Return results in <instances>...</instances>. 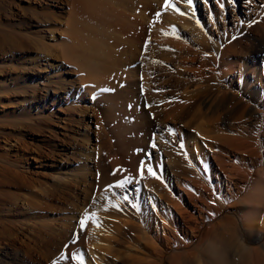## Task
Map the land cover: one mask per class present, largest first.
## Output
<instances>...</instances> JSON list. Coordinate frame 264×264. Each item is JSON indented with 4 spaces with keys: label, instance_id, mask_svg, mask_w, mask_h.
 I'll list each match as a JSON object with an SVG mask.
<instances>
[{
    "label": "bare ground",
    "instance_id": "6f19581e",
    "mask_svg": "<svg viewBox=\"0 0 264 264\" xmlns=\"http://www.w3.org/2000/svg\"><path fill=\"white\" fill-rule=\"evenodd\" d=\"M22 1L23 0H0V125L11 126L15 129V144L18 145L24 144L26 132L40 134L43 136V141H45L48 144V147H50L51 150L49 154L51 153L50 155L54 160L56 159V156H60L62 159L64 157L68 160V162L70 161V158L71 160L77 158L81 159L82 157L85 158V164H83L84 166L80 164V167L82 166L83 168H81V171H86L88 173L83 174L80 172L78 169L79 166L72 170L73 172H70L69 176H66V174L64 175L62 173L63 170L60 168L51 169L56 170L57 173L55 172L56 175L50 176L52 178L46 182V184L50 183L54 189L58 191L60 190L65 195L68 190L70 193L68 194V198H70L69 196H73L75 198L80 197L84 192L86 193V191H89V188L91 187L87 188V185L89 184L88 176L90 175L92 168H94L92 167L94 165L91 164V166L88 161H90L93 154H95L93 153V147L91 148V123H94L99 130L101 128L104 129L105 127L113 138L116 137L119 139L115 143L117 152L115 156L112 157L110 162L112 167L115 168L119 166L118 168H125V170H128L139 178V181L136 184L133 183L132 188L128 187L129 192L127 191L130 194H136L134 196L137 201L136 204L129 203L128 200L125 201V199H122L125 197H118L121 189L116 186L107 187L105 189L103 192L104 198L102 197L103 199L101 200L104 204L102 202V204H99L100 209L98 208L97 212H99V214L101 213V215L107 219L104 220L101 216L95 219L109 224L111 229L110 231L107 230L108 232L106 231L108 233L107 235L104 231L106 229H103L98 221L96 224L99 226L94 224L91 229L89 228V237L91 242L90 244L87 243V245L90 246L86 250V253L91 254L92 257L94 256L93 259H97L95 258L96 249L98 246L103 245L106 240H112L113 237H117V235L119 236L121 233L124 234V231H127V233L130 231H134L135 233H144L145 229L151 230L152 228H158L166 220L170 221L174 228L173 231L171 230L172 232L166 234L164 237H160L167 243L168 247L166 246V249L189 247L192 243L193 237H195L189 235V232L191 231L195 234L196 232H200L202 226L207 221L213 220L221 214L223 209H217L218 207L215 206V204L218 206L222 204L224 205L223 202L226 196L225 191L230 193L232 187L236 186V183L232 181L233 179L231 178L232 180H230V177L228 176L230 171L227 167L228 162L224 155V149H236L241 151L242 149L249 147L248 141L249 139L251 140V138L249 137L247 138L248 140H243V136H241V134L244 135L243 133H238V135L234 137L229 135L217 136L216 133H214L216 136L209 137L211 144L217 145L219 143L221 146L217 152H214V149L212 150L209 147L210 152L213 153L212 157L216 167L213 163H210V166H207V172L205 169L207 167L204 168V161H201V157L197 154V159L203 162V164H201L203 166L202 175L203 172L206 173L204 174V180L203 177H201L203 182L194 180L195 178L192 179L191 177V180L188 179L184 185L177 182L180 191L177 192L173 190L171 181L169 180V171L175 169L172 163L177 161L175 160L172 162L174 158L171 161L169 159L170 157L167 159V153L164 148L160 151L155 149L147 150L149 156L153 155L155 151L159 152L156 153V163L158 164L157 166L161 172L159 171L158 174L153 175L152 172L154 171H148L153 164L150 159L145 162L141 160V165H139L140 159L145 157L144 154L146 152V144L155 130V121L151 119L152 113L145 111L136 97V86L138 85V81L132 80L129 76L118 78H110L108 76L111 73L118 71L122 72L120 69L124 68L125 60L137 47L142 45L143 42L141 35L133 31V28H135L137 24L134 21V15L137 16L141 14L140 12L147 0H27L32 2V4H30L26 10L35 14L39 20L32 21L23 17L17 22V17L25 11ZM208 1L212 2L214 9L216 12L219 11V14L222 12L225 5H230L232 3V0H193L191 6H188L187 4L184 7L182 6L183 11L187 14L184 16L185 19H183V21L180 16L181 23L179 21L180 25L178 26L180 36H192L193 33L199 34L201 32L195 5L204 3V6L207 9ZM146 5H148V3ZM169 10L172 13H177L175 10L169 8L168 12H166L170 13L169 15H171ZM25 13L27 12L25 11ZM245 17H247V15ZM177 19L176 21H178ZM173 21H175V19ZM241 21L244 23V20ZM173 25L175 26L172 27L174 31L167 26L168 29L173 32L171 35L172 37L175 34L174 32H177V25ZM173 25L171 24L170 26ZM16 26H26L24 28L25 33L20 35L17 32H14ZM185 30L189 32H185ZM203 32L205 31L203 30ZM203 32L201 33L203 34ZM201 36L203 35H200V37ZM204 38L207 37L205 36ZM204 38L203 42L207 40L206 43L204 42L205 44L211 42ZM246 38L251 43L250 46L252 45V47L249 46V54L242 59H239L234 54L235 56L233 57H237L236 61L231 59L224 60L220 65L215 62L213 66H209L208 64H199V70H195L197 71V74H194L196 72H192V74L188 71H186L187 74L182 73L183 69L176 71L177 73H174V71L173 73H169V78H171V81L169 82H172L174 80L173 77H176V81L179 82L181 89L183 90V98L191 99V103L184 107V113L182 112L183 114L190 112L197 104L199 106L205 105L204 97L200 96V91L205 88L201 86L200 83L203 84V81L206 79L213 81L220 79V75H222V71H220L221 65L224 68L233 63L240 64L241 73L238 82L240 88L247 86L249 83V80L247 81V79L243 78L244 73L252 70V74L255 75V67L257 64H262V68L264 69V38L262 37V40V38L253 36L248 32L246 33ZM253 40L261 43L263 50L260 51L255 49L254 47L256 46L253 44ZM170 41L171 40L168 42ZM171 43L167 44L166 42L165 45H167L168 49H170L172 53V58L168 57L170 60L169 65L174 66L177 64V60L179 61V59H177L176 55V57H174V53L176 54L177 51L174 49V43ZM204 43L201 44L203 45ZM213 43H211V45L216 46ZM150 45L152 46L151 43ZM174 45L177 46V44ZM30 50L34 51L33 55L16 58L17 54L30 53ZM158 50H161V48ZM7 56H10L9 61L11 64L14 61H19L16 68L13 69L16 72V79L11 81L13 84H7L10 79L2 78V74L6 73L4 58ZM29 63L31 64V67L26 66ZM165 65L161 66L163 67L161 69L170 72L171 69L168 68L169 65L168 67ZM178 66L179 64L175 67ZM187 66L189 65L187 64L186 67ZM186 67L184 64L183 68L186 69ZM231 69L232 68L229 70L227 69V73L232 72ZM23 71H26V73H34V75H23ZM223 74H225L224 71ZM261 74L263 75L264 73ZM219 85L221 88L217 89L216 87L217 90H215L216 93L214 94L218 96V102L213 100L212 103H208V109L218 115L217 120L227 118L226 115L229 112H226L225 110L228 101L242 103L236 95L224 90L227 82H219ZM142 86L143 92L150 93L148 86L146 87L145 84ZM261 86L258 90L253 89L252 92L250 91L249 93H251L253 97H261L260 100L262 101L261 103H263L264 86L263 88ZM233 113H235L234 110L231 113L232 117L235 116ZM215 123L217 122L215 121ZM202 129L204 131L205 128ZM61 133H63L62 137ZM13 134H7L4 130L1 131V135H4L6 138L11 135L13 136ZM60 137L62 138L60 140H62L64 148L54 145ZM201 139L203 140V137H201ZM254 144L256 145L257 143ZM156 147V144H154L153 148ZM96 151L98 152V149ZM248 153L250 155L248 156L249 158L253 157L254 153L252 154L250 151ZM248 153L246 151V154ZM96 156H98V154ZM164 158L166 161L163 160ZM0 161L10 167V169L0 171V197H5L13 201L12 205L15 208L11 211H21L24 213V216L26 217L24 218V222L27 223L26 225L28 226V230L35 234L32 235L33 237H45V239L49 242H53L52 239L56 240L59 238L58 236L56 239L53 238L54 229L52 228V225L46 224L44 221L42 222L41 217H34V212L37 210L36 207L38 204L31 201L29 202L28 199L25 198V202L17 203V200L14 198L15 195L11 192L9 193L5 191L8 188L7 186L11 185L6 184V182H11L13 180H16L20 187L24 188L27 186L26 183L28 181V177L24 175V171L21 169V164L23 163H21V158L16 157L14 160H11L6 154H4L0 156ZM187 166L196 172L197 169H195V166H191L190 163H188ZM23 167L25 168L28 166L23 165ZM141 168H143V172H141ZM27 169H30V166ZM179 173L181 172H178V175ZM196 173L198 174L199 172L197 171ZM223 174L225 175V178H223ZM184 175L186 176L187 173ZM193 175L195 176V174ZM199 176H201V174ZM206 177L207 182L205 180ZM211 177H214L217 180L215 185L208 181ZM198 178L199 177H197V179ZM225 179H228V182L227 180L225 181ZM256 190L259 191L258 188H253L249 196L253 194V192L256 195ZM43 191L45 190L43 189ZM263 191L262 194L260 193L261 191L257 193L259 195V202L257 203L262 204L264 202ZM32 195L35 194L32 193ZM121 195L124 196V192ZM231 196L235 197L233 192L231 193ZM66 198L64 197V199ZM126 198L130 199V201L132 199L129 196ZM108 212L110 214H108ZM17 216L20 217L18 221H23L22 215ZM259 216L258 208L250 214V217H247L246 221H248V227H251L252 225H263L264 221L261 220V217ZM3 220L7 221L8 224H4L2 232H0V264H18V261L21 260L20 257L23 255L20 252L21 246H19L20 243L18 244L19 240L17 241L14 237L15 232H17L16 223L8 218ZM159 220L162 222L161 224H159ZM162 225L164 226L165 224ZM71 227L72 232L68 230L67 232L63 230L66 234H64L65 232H61L62 239L60 241H63V243L68 242L69 240L74 242L77 239V236L79 235L77 231L78 227H74V225ZM165 233L163 232V234ZM143 236L144 235H142V237ZM48 241H46V243H48ZM105 244L106 246L102 247L107 248L108 244ZM96 246L97 248L95 249ZM106 251L108 250L104 251L106 254L104 252H99L103 255V259H98L96 261L93 260V262H87L86 264H105V256L110 259L113 257L107 255L110 249L108 252ZM111 255H113L112 252ZM23 257L24 261H27L25 260V256ZM31 257L32 256H30V258ZM116 259L117 258H115V260ZM21 261H23V258Z\"/></svg>",
    "mask_w": 264,
    "mask_h": 264
},
{
    "label": "rangeland",
    "instance_id": "374dc122",
    "mask_svg": "<svg viewBox=\"0 0 264 264\" xmlns=\"http://www.w3.org/2000/svg\"><path fill=\"white\" fill-rule=\"evenodd\" d=\"M26 1L27 0H23L22 5L24 6V10L27 13L23 11L17 17L16 21L18 22L23 17H25L27 20L38 21L39 19H37L35 14H32L31 12L26 10V8H28L29 5L32 4V2ZM173 2L177 3V7H179L181 11H183L182 6H186V3H182V0L181 2L173 0ZM147 3L148 5H146ZM164 4L165 0H147L145 1L142 11L140 12L141 14L139 13L140 15L137 16L134 15V21L137 24L136 27L133 28V31L141 35L143 43L141 42L142 45L136 48L137 51L135 49L125 60L124 68L120 69V71L122 72L118 71L115 72L116 74L111 73L108 76L110 78L129 76V78H131L132 80L138 81V85L136 86V97L141 103L142 108L145 111L152 113L151 119L155 121V130L153 131L151 138L146 144V152L144 154L145 157H142L140 159L139 165H141L142 161L145 162L146 160L150 159L153 163L151 169H153L152 171H154V173L156 171L155 175L158 174L159 171L161 172V170L157 166L158 164L156 163V153H159L157 151H160L164 148L167 153V159L170 157L169 159L171 161L174 158L172 162H174L175 160L177 161L175 163H172L175 168L173 169L175 173L173 170V172L171 170L169 171V180L171 181V186L173 190L177 192L180 191L177 182L181 185H184V183H186V181H188V179H190L191 177L192 179L195 178L194 180L203 182L204 174L206 173L203 172L202 175L203 166L201 164H203V162L201 161H204L205 163L204 168L210 166V163H213L216 167V164L212 157L213 153L210 152L209 147L212 150L214 149V152H217L218 149L221 148V146L219 143L217 145H212L209 137H214L216 135H229L234 137L238 135V133H243L244 135L241 134V136H243V140L249 137L251 138V140L249 139L248 141L249 147H246L241 151L236 149H224V155L228 162L227 167L230 171V174H227L230 177V180L233 179L232 181L236 183V186L232 187L230 193L225 191L226 196L223 202L225 206L223 204L219 206L215 204V206L218 207H216L217 209H223L222 213L215 217L213 220L207 221L202 226L200 232H196V234L198 233L197 235L194 232L190 231L189 235L195 237H193L191 245L187 248L166 249L168 245L164 241V239L160 237H164L166 234L172 232L174 228L170 221L166 220V223H162L159 220V224L162 223L165 225L163 226L161 224L158 228H152L151 230L145 229L144 233H135L134 231H130L127 233V231H124V234L121 233L122 236L117 235L118 238L113 237L112 240H106L103 245L98 246V248L97 246L95 247V249L97 248V251L95 250V258L97 259H93L94 256L92 257L91 254L86 253V250L90 246L87 245V243L90 244L91 242V239L89 237L90 229L94 224L97 225V221L98 223H100V226L103 227V229H106L104 230L105 232L107 230L110 231L111 229L109 224L104 223L103 221L96 220L99 216L103 217L104 220L107 219L106 217L102 216L101 213L99 214V212H97L98 208L100 209L99 204L101 202L104 204V202L101 200L104 198L103 192L105 191V189L109 186H116L120 181H124V187H118L121 189L118 197H125L122 199H125V201L128 200L129 203H137L134 197L136 194L128 193V187L132 188L133 183L136 184L139 181V178L128 170H125V168L122 169L121 166V168H118L119 166L115 168L112 167L110 163L112 157L115 156L117 152L115 143L119 139L116 137L113 138L105 127L104 129L101 128L99 130L94 123H91V148L93 147V153H95L96 155L98 154V156L93 154V156H95H92L91 160L88 161V163L90 165H94L91 166L94 167L96 171L94 168H92L90 175L88 176L89 184L87 185V188L91 186L89 188V191H86V193L84 192L80 197L75 198L73 196H69L70 198H68V194H70L68 190L66 191L65 195L60 190L58 191L54 189V187L51 186L50 183H47L48 185L46 184V182H48L52 178L50 176H54L57 173L56 170L51 169L60 168L61 170H63L62 173L64 175L66 174V176H69L70 172H73L72 170L76 169L77 166H79L78 169L80 170V172H82L83 174L88 173L86 171H81L82 166H84L83 164H85V158L82 157L81 159H73L75 161L71 160L70 158L71 162H68V160H66L64 157L62 159L60 158V156H56V159L54 160L50 155L51 153L49 154L51 150L50 147H48V144L43 141V136H41L40 134H36L34 132H26V139L24 141V144L18 145L15 144V129L11 126L0 125L1 131L4 130L7 134L14 133L13 136L11 135L10 137H8V139L4 135H1L0 131V156L6 154L11 160H14L16 157L21 158V163L23 162L22 164L20 163L21 169L22 171H24V175L28 177V181L26 183L27 186H25L24 188L20 187V185L17 184L18 182H16V180H13L11 182H6V184L11 185L7 186L8 188L5 191L14 194V198L15 200H17V203H23L25 202V199H28L29 202L31 201L38 204L36 207L37 210L34 212V217H41L42 222L44 221V223L52 225V228L54 229V236L52 235L53 238L56 239L57 236L60 238H57L59 240L52 239L53 242H49L47 239H45V237L42 236V238H35V236L33 237L32 235L35 234L32 231L28 230V226L26 225L27 223L24 222V218H26L24 216V213H22L21 211H11L15 208L12 205L13 201L5 197H0V232H2L4 224H8L7 221L3 219L8 218L9 220H12L16 223L17 232H15L14 237L17 239V241L19 240L18 244L20 243L19 246H21L20 252L23 256H25V260H27L24 261V257L21 256L20 258L21 260L23 258V261L19 260L18 264H81V259H79L80 257H82L83 259V264H86L87 262H93V260L96 261L98 259H103V255L99 252H104L105 250L109 251V249L110 253L106 251L108 252L107 255L113 256L114 258L111 257L110 259L105 256V264H264V224L252 225L251 227H248V221H246L247 217H250V214H252V212L258 208L260 215L259 217H261V220L264 221V202L262 204L257 203L259 202V195L257 193L261 191L260 193L262 194V191L264 189V102L261 103V97H253V95L249 93L250 91L252 92L253 89L258 90L261 85L262 88L264 86V74H261L264 73L262 64H257V66L255 67V75L252 74V70L244 73L245 76L243 75V78L247 79V81L249 80V83L247 86H244L242 88H240L238 84L241 73L239 66L240 64L233 63L224 68L221 65L220 71H222V75H220V79L214 81L206 79L203 81V84L205 85L200 83V85L205 88L200 91V96L204 97L205 105L199 106L197 104L187 114H183L184 107L191 103V99L183 98V90L181 89L179 82L176 81V77H173L174 80L172 79L173 81L169 82L171 81V78H169V73H173V71L174 73H177L176 71L183 69L182 73L187 74L186 71H188L189 73L196 72L194 74H197V71L195 70H199V64H208L209 66H213V64L217 62L220 65L224 60L231 59L233 61H236L237 57L239 59H242L247 56L249 54L248 51L250 49L249 46L251 43L246 38V33L248 32L253 36L264 38V0H232V3L230 5H225L220 14L219 11L216 12L212 5V2L210 1L207 2V9L204 6V3H201L200 5L196 4L195 9L198 13V23L201 27L200 30L201 32H203V30L205 32H203V34L201 32L199 34L193 33V37L190 35L182 37L178 32V26L181 23L180 18L182 17L181 20L183 21V19H185L184 16L186 15H178L179 13H172L170 10L169 11L171 12V15H169L170 13H166L168 12V10L165 11L164 9ZM157 13H160L159 17H157ZM173 14H177L178 16H175ZM246 15L247 17H245ZM172 19H175V21H173ZM176 19L178 21H176ZM241 20H244V23ZM169 24L177 25L176 30L178 34L177 32H174L175 36L173 35V37L171 36L173 32H171L170 29L173 30L172 27L175 26H170ZM167 26H169L170 29H168ZM25 27L26 26H16L14 32L22 35L25 33ZM165 32L170 36H168ZM185 32L189 31L185 30ZM155 35L158 37H156ZM200 35L203 36L200 37ZM204 35L207 38H204ZM203 38L211 41L208 43L209 45L205 44L207 40L204 41L205 43L203 42ZM169 40H171L172 43L177 44V46L174 44L173 46H175L174 49L177 51L176 54L174 53V57L177 56V59H179V61L177 60L179 68L175 67L177 66V64L174 66L169 65V58H172V53L170 49H168L167 45H165L166 42L167 44L171 43V41L168 42ZM200 42L204 43L205 45H202ZM252 42L256 46L254 47L255 49H258L260 51L263 50L261 43L254 40ZM150 43L153 47L150 45ZM211 43L216 46L211 45ZM154 44L159 48H156ZM250 47H252V45ZM160 48L161 50H158ZM166 52L168 55L166 54ZM33 53L34 51L30 50V53L17 54L16 58H19L21 56H30L33 55ZM234 54L237 57L234 58ZM9 57L10 56L4 58L6 73L4 72L5 74H2V78L10 79L7 84H13V82L11 81H14L16 79V72L13 69L16 68V65H18L19 61H14L11 64L9 61ZM184 64L185 67L187 64L189 65L186 67L187 70L183 68ZM164 65L166 67H168L169 65L168 68H170L171 71L169 72L161 69L163 68L161 66ZM26 66L31 67V64L29 63ZM189 68L193 71H191ZM230 68H232V72L227 73V69L229 70ZM223 71L225 72V74H223ZM23 72V75H34V73H26V71ZM218 81L223 83L227 82L224 90L236 95L237 98L242 101V103H238L236 101H228L225 110L226 112H229L226 115L227 118H221L220 120H217L218 115L216 113L208 109V103H212L213 100H216L215 102H218V96L214 95L216 93L215 90L221 88ZM141 84H145L146 87L148 86V90L150 93L143 92V86ZM231 110H234L235 112L233 113L235 114L234 117H232L231 115ZM215 121L217 123H215ZM202 128H205L204 131ZM173 133H175L176 135ZM214 133H216V135ZM61 134L62 137L63 133ZM61 137L57 139L54 145H58L60 148H64L62 144L63 142L62 140H60L62 139ZM201 137H203V140L201 139ZM254 143L257 144L255 145ZM154 144H156V148H153ZM97 149L98 152L96 151ZM148 149H155L157 151H155L153 155L149 156V153L147 152ZM248 150L252 152V154L254 153V158L248 157L250 156ZM246 151L248 154H246ZM197 154H199V156L201 157V161L197 159ZM165 158L163 160L166 161ZM188 163H190L191 166H195L196 168H194L197 169L196 172L198 171L201 176H199L200 174H197L195 170L189 168V166H187ZM80 164H82L81 167ZM23 165L28 167L30 166V169H27L28 167L24 168ZM8 167V165L3 164L0 161V171L10 169V167ZM205 169L208 172V167ZM178 172L181 173H179L178 175ZM186 173L188 176L184 175ZM193 174H195L196 177ZM197 177H199L200 179H197ZM201 177H203V180ZM223 178H225L224 174ZM210 179L208 180L210 181V183L214 185L217 183V180L214 177H211ZM205 180L207 182V177L205 178ZM226 180L228 182V179H225V181ZM90 181L92 184L90 183ZM255 187L258 188L259 191L256 190V195L253 192V194L249 196L251 190ZM43 189L45 191H43ZM122 189L124 192V196L121 195L123 193ZM232 192L235 197L231 196ZM32 193H34L35 195H32ZM128 196L132 198L131 201L130 199L126 198ZM64 197L67 198L64 199ZM86 212L92 218L87 221V224L84 228H81L80 221L81 219H83ZM93 213L95 214L94 216H92ZM108 214L110 213L108 212ZM17 215H22L23 221H18L20 217ZM73 225L74 227H78L77 231L79 235L77 234V239L74 242H71L72 240H69L65 243H63V241H60L62 239L61 234L63 232H67V230L72 232L71 226ZM66 232L64 234H66ZM107 232L106 234L108 235ZM163 232L166 233L163 234ZM142 235L144 236L142 237ZM46 241H48V243H46ZM109 241L112 243H110ZM105 243L108 244L107 248L102 247L106 246ZM28 251L31 254H29ZM111 252L113 253V255H111ZM30 256L32 257L30 258ZM61 256H67L68 258L61 259ZM115 258L117 259L115 260Z\"/></svg>",
    "mask_w": 264,
    "mask_h": 264
},
{
    "label": "snow or ice",
    "instance_id": "6c2138e0",
    "mask_svg": "<svg viewBox=\"0 0 264 264\" xmlns=\"http://www.w3.org/2000/svg\"><path fill=\"white\" fill-rule=\"evenodd\" d=\"M177 2H181V0H177ZM182 2H183V3H186L188 6H191L192 3H193V0H182ZM169 8H172L173 10H175V11H176L177 13H179L180 15H186V14H187L186 12L181 11L180 8L177 7V3H176V2H173V0H165V4H164V9H165V11L168 10ZM159 16H160V13H157V17H159ZM148 171H149V172H152V169L149 168ZM141 172H143V168H141ZM152 174L155 175L154 172H152ZM124 183H125L124 181H120V182H118V184L116 185V187H123V186H124ZM109 187H111V186H109ZM94 215H95V214L93 213L92 216H94ZM91 218H92V217L89 216L88 213L86 212V213L84 214L83 219H81V221H80V226H81V228H84V227L86 226V224H87V221H88L89 219H91ZM97 226H99V225H97ZM61 258H62V259H67L68 257H67V256H63V257H61ZM79 259H81V264H83V259H82V257H80Z\"/></svg>",
    "mask_w": 264,
    "mask_h": 264
}]
</instances>
